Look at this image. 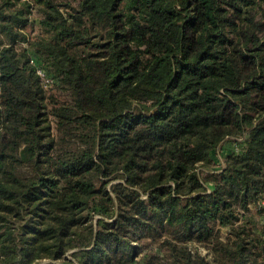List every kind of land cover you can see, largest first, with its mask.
Segmentation results:
<instances>
[{
    "label": "trees",
    "instance_id": "trees-1",
    "mask_svg": "<svg viewBox=\"0 0 264 264\" xmlns=\"http://www.w3.org/2000/svg\"><path fill=\"white\" fill-rule=\"evenodd\" d=\"M263 200L264 0H0V264H264Z\"/></svg>",
    "mask_w": 264,
    "mask_h": 264
},
{
    "label": "rangeland",
    "instance_id": "rangeland-1",
    "mask_svg": "<svg viewBox=\"0 0 264 264\" xmlns=\"http://www.w3.org/2000/svg\"><path fill=\"white\" fill-rule=\"evenodd\" d=\"M26 28H27L26 31L29 32L31 36H35L36 33H41L42 32L39 24H37V23L36 24H28ZM51 86H49V89H50ZM49 92L50 93L52 92L51 89H50ZM50 96L52 97L53 94H51ZM234 146H235V143L233 141H231V140L230 141H226L224 149H222V150L220 149L218 152H216V154H214V158L217 161V163L214 162L213 163L214 165H211L210 167H202V171L206 174V171H213L214 172L215 170H217V171L221 170L219 167H222V165L224 164V161L226 159L227 153L229 151H232ZM250 207L252 208L251 210H253L255 212H259V214H260L261 211H263L262 208H264L261 204H258V203H252ZM260 217H259V215H256L254 213L253 214H249V218L252 219V220H256V218L259 220V219H261ZM216 227H217V229L222 228V229H220L221 233H225L227 231V228H225L222 225H217ZM173 237H175V236L173 235ZM195 245H196V247L199 248V250H200V252L202 254H205L207 256V258L210 259V256H208V254H207V248H206V246L204 244H195ZM41 264H43V263H41Z\"/></svg>",
    "mask_w": 264,
    "mask_h": 264
},
{
    "label": "built area",
    "instance_id": "built-area-1",
    "mask_svg": "<svg viewBox=\"0 0 264 264\" xmlns=\"http://www.w3.org/2000/svg\"><path fill=\"white\" fill-rule=\"evenodd\" d=\"M38 71H39V73L42 75V77L44 78L45 83H46V86L50 85V81H51V79L45 77V73H44V71H43L41 68H39ZM263 202H264V200H263Z\"/></svg>",
    "mask_w": 264,
    "mask_h": 264
}]
</instances>
